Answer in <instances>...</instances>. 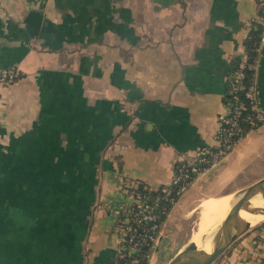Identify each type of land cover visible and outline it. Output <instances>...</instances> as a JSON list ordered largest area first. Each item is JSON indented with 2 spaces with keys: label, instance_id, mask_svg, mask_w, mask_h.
Instances as JSON below:
<instances>
[{
  "label": "crops",
  "instance_id": "obj_1",
  "mask_svg": "<svg viewBox=\"0 0 264 264\" xmlns=\"http://www.w3.org/2000/svg\"><path fill=\"white\" fill-rule=\"evenodd\" d=\"M258 8L257 0H0V67L22 71L0 85V264H109L128 188L169 183L181 153L216 143L231 60ZM257 60L264 102V39ZM263 154L264 123L174 203L155 256L176 246L184 219L209 196L242 187ZM263 256L264 222L214 262Z\"/></svg>",
  "mask_w": 264,
  "mask_h": 264
},
{
  "label": "built area",
  "instance_id": "obj_2",
  "mask_svg": "<svg viewBox=\"0 0 264 264\" xmlns=\"http://www.w3.org/2000/svg\"><path fill=\"white\" fill-rule=\"evenodd\" d=\"M247 60L248 56L243 52L239 66L231 78V91L234 94L233 104L219 114V126L215 135L216 143L201 146L191 154L181 153L180 158L176 161L177 165L176 169L174 168L172 180L164 187V192L161 195L150 198L146 193L133 190L130 192V201L119 206L115 220L118 247L114 256L123 257L122 264H140L141 258H137L136 255L143 244L150 246L151 252L147 256L149 264L154 263L156 246L163 224L160 222L162 211L160 199L174 201L170 184L176 185V194L181 196L189 189L199 174L220 164L236 144L247 135H244L245 127L242 121L253 127L259 126L258 123H264V102L259 95L257 83L252 82L246 89L249 105L241 101L236 93L245 76L244 67ZM21 76L22 71L18 66L0 67V85L13 83ZM245 109H249L248 113H244ZM127 255L134 256L131 263L125 260ZM109 264L120 263L115 260ZM257 264H264V256L258 260Z\"/></svg>",
  "mask_w": 264,
  "mask_h": 264
},
{
  "label": "trees",
  "instance_id": "obj_3",
  "mask_svg": "<svg viewBox=\"0 0 264 264\" xmlns=\"http://www.w3.org/2000/svg\"><path fill=\"white\" fill-rule=\"evenodd\" d=\"M259 4L257 17L253 18L251 20L250 29L248 31L247 36L243 40L244 45V52L248 56L247 64L244 67L245 76L242 80V84L237 90L238 97L241 101H243L246 105H249V99L246 96V89L248 86L255 81V71H256V63L259 55V47L261 45L262 40L264 39V0H257ZM242 53H238L233 55L231 60V69L228 73V91L224 97V101L227 107H231L234 100V94L231 91V78L233 76V73L239 66V61L241 58ZM249 109H245L244 113H248ZM243 126L245 127L244 135L252 131L253 129H256L263 123H258L259 126H250L245 121H242ZM246 136V135H245ZM177 162L174 165V168L176 169ZM167 184H162L158 187L151 186L143 181H139L136 186H133L132 189L138 190L142 193H146L149 195L150 198H155L159 195H161L164 192V187H166ZM169 187L172 189V195L174 197V201L168 200V199H160V204L162 206V211L160 215V222L163 223L164 220L167 218L168 213L171 211L175 201H177L180 197V195L176 194V185L170 184ZM151 252V248L147 244H143L140 248V251L137 253V258L140 257L141 260L139 261L140 264H149V258L147 256L148 253ZM134 256L127 255L125 260L128 263H131ZM115 260H118L120 264L123 262V257L112 256L110 258V262H114Z\"/></svg>",
  "mask_w": 264,
  "mask_h": 264
},
{
  "label": "water",
  "instance_id": "obj_4",
  "mask_svg": "<svg viewBox=\"0 0 264 264\" xmlns=\"http://www.w3.org/2000/svg\"><path fill=\"white\" fill-rule=\"evenodd\" d=\"M233 192L237 200L213 235V249L208 251L201 248L190 239L165 264H212L238 237L249 230L252 224L240 215V210L246 208L264 212V206L252 205L250 201L257 195L264 198V176ZM159 244L160 239L156 251H159Z\"/></svg>",
  "mask_w": 264,
  "mask_h": 264
},
{
  "label": "bare ground",
  "instance_id": "obj_5",
  "mask_svg": "<svg viewBox=\"0 0 264 264\" xmlns=\"http://www.w3.org/2000/svg\"><path fill=\"white\" fill-rule=\"evenodd\" d=\"M236 200L237 198L233 194L207 201L196 220L192 241H195L199 247L211 251L214 246L213 235L228 215ZM250 201L252 205L264 206V198L259 195L252 197ZM240 215L251 222L252 225L264 220V212L262 211H251L242 208Z\"/></svg>",
  "mask_w": 264,
  "mask_h": 264
},
{
  "label": "rangeland",
  "instance_id": "obj_6",
  "mask_svg": "<svg viewBox=\"0 0 264 264\" xmlns=\"http://www.w3.org/2000/svg\"><path fill=\"white\" fill-rule=\"evenodd\" d=\"M263 176H264V154L260 157V159H259V161L257 163H255L253 166L249 167L242 174L241 180L239 179V181H242V183H243L242 187H244V186H247L248 184L252 183L253 181H255V180H257V179H259V178H261ZM133 190L134 189H132V187L131 188L129 187L128 190H127V193H129L130 191L132 192ZM232 193H234V192L232 191V192L227 193V194L230 195ZM209 197H210V199L207 198V200H205L202 204L198 205V211H194L187 219H184L183 231L175 234L176 235L175 236V240H176V242H175L176 244L175 245L176 246L173 249L169 250V251L168 250H163V253H160L159 256H155L154 264H165L166 261L171 257L173 252L177 251L178 246L181 244V242H183V239L186 236L185 231L189 232L190 230L195 229L196 220L198 218V215H199L201 209L204 207V205L206 204L207 201H210L213 198H219V197L221 198V197H224V196L217 195V196H209ZM263 222H264V220L260 221L259 223L254 224V225H251V226H255V225L261 224ZM192 237H193V233L191 235V238ZM169 240L172 241L174 239L173 238H169ZM167 249H169V248H167ZM212 264H215V262H213Z\"/></svg>",
  "mask_w": 264,
  "mask_h": 264
}]
</instances>
